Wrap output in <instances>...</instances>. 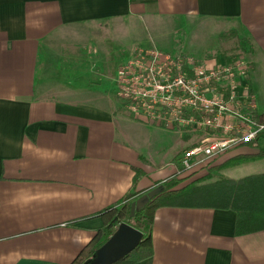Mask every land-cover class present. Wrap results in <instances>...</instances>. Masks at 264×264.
Masks as SVG:
<instances>
[{
    "label": "crops",
    "instance_id": "0c3cea01",
    "mask_svg": "<svg viewBox=\"0 0 264 264\" xmlns=\"http://www.w3.org/2000/svg\"><path fill=\"white\" fill-rule=\"evenodd\" d=\"M210 33L249 43L242 107L264 125V0H0V264H72L103 227L96 214L131 191L206 174L207 164L179 175L174 161L218 134L130 117L115 76L139 47L212 66L221 40L203 56L190 47ZM261 134L213 167L257 155ZM245 162L214 181L264 174V158ZM235 227L231 210L158 208L153 255L136 264H264V231L237 237Z\"/></svg>",
    "mask_w": 264,
    "mask_h": 264
},
{
    "label": "built area",
    "instance_id": "2783aa9c",
    "mask_svg": "<svg viewBox=\"0 0 264 264\" xmlns=\"http://www.w3.org/2000/svg\"><path fill=\"white\" fill-rule=\"evenodd\" d=\"M247 70L242 60L208 66L182 53L139 47L117 69L116 98L134 119L182 132L218 134L180 155L181 175L228 150L254 144L264 132V125L242 107L243 99L251 97Z\"/></svg>",
    "mask_w": 264,
    "mask_h": 264
},
{
    "label": "trees",
    "instance_id": "16d2710c",
    "mask_svg": "<svg viewBox=\"0 0 264 264\" xmlns=\"http://www.w3.org/2000/svg\"><path fill=\"white\" fill-rule=\"evenodd\" d=\"M261 158H264V149H260L257 155L236 157L210 170L219 171L235 161ZM135 173L134 187L143 174L137 169ZM191 174L184 179L174 176L166 180L163 183L164 191L152 198L140 211L135 212L132 218H130L131 204L146 192L131 191L118 204L96 214L94 217L102 220L103 227L96 232L92 241L79 253L72 264H86L123 222L139 231L142 234V240L128 256L116 264H136L149 259L153 255L151 234L154 213L161 207L231 210L236 214L235 235L237 237L264 231V174L238 181L222 179L212 183L207 182L208 177H203L177 189L181 183L194 177V174Z\"/></svg>",
    "mask_w": 264,
    "mask_h": 264
},
{
    "label": "water",
    "instance_id": "95a60500",
    "mask_svg": "<svg viewBox=\"0 0 264 264\" xmlns=\"http://www.w3.org/2000/svg\"><path fill=\"white\" fill-rule=\"evenodd\" d=\"M163 191L164 186L160 185L133 202L130 206V218ZM141 240L142 234L123 222L117 227L110 239L95 252L88 264H116L128 256L140 244Z\"/></svg>",
    "mask_w": 264,
    "mask_h": 264
},
{
    "label": "rangeland",
    "instance_id": "374dc122",
    "mask_svg": "<svg viewBox=\"0 0 264 264\" xmlns=\"http://www.w3.org/2000/svg\"><path fill=\"white\" fill-rule=\"evenodd\" d=\"M221 40V51L219 53L220 56L217 57V62L216 64H220V63H229L231 64L232 62L236 61V60H242L244 62H246V65H247V73L250 72V68H249V64L247 63L246 59H245V54L249 53L250 51V46H249V43L247 42V40L244 38V37H235L233 34H225L224 36L220 37V39H218L217 41H220ZM217 41L215 40L214 38V35H212V33H210V35H206V36H203L202 40L195 44V45H191V49L197 53L199 56H203L204 54H208L209 52H212V50H214L215 48L218 47V43ZM193 44V43H192ZM224 49V50H222ZM168 53L171 52V50H166ZM164 51V52H166ZM177 52V51H176ZM196 57V56H195ZM200 58V57H199ZM219 58H222L223 60L222 61H219L218 59ZM204 62V61H203ZM116 91V90H115ZM116 94V93H115ZM207 131V130H206ZM208 133V132H207ZM206 132H203L201 133L200 135L201 136H206L207 134ZM189 136H196V133H189L187 134ZM199 135V136H200ZM206 138V137H205ZM204 142V139H201V140H198V142H195L193 145H191L189 148H192V147H196V146H200L201 143ZM188 148V149H189ZM232 150V149H231ZM230 150H228L226 153H228ZM226 153H223L222 155L220 156H223L224 154ZM251 162V161H250ZM250 162H245V161H235L233 162L230 166H233V167H238V169H240V167L244 164H247V163H250ZM175 165L174 166H178L179 168V162L178 160L176 159L174 161ZM209 163V164H208ZM208 167L206 168V171L205 173L206 174H202L200 178H203V177H208V180L207 182L208 183H212V182H215L213 177L216 178V176H218V174H213L215 173L216 171H211L210 169L213 168V166L215 165V161L213 163V160H211L210 162H208ZM213 164V165H212ZM252 172V171H251ZM244 174V173H242ZM141 177V176H140ZM196 179H199L198 177L197 178H194V180ZM193 180V181H194Z\"/></svg>",
    "mask_w": 264,
    "mask_h": 264
}]
</instances>
